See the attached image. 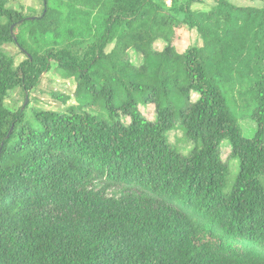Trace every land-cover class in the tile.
<instances>
[{"label": "trees", "instance_id": "16d2710c", "mask_svg": "<svg viewBox=\"0 0 264 264\" xmlns=\"http://www.w3.org/2000/svg\"><path fill=\"white\" fill-rule=\"evenodd\" d=\"M203 1L0 0V264H264V0ZM186 28L200 43L180 51ZM52 69L76 107L6 106Z\"/></svg>", "mask_w": 264, "mask_h": 264}, {"label": "rangeland", "instance_id": "374dc122", "mask_svg": "<svg viewBox=\"0 0 264 264\" xmlns=\"http://www.w3.org/2000/svg\"><path fill=\"white\" fill-rule=\"evenodd\" d=\"M167 2H177V5L184 4L186 0H166ZM238 6H262L263 2L258 0H229ZM215 2L213 0H204L201 3H195L192 5L193 10L207 11ZM8 5L15 9H25L29 13L40 14L43 11L42 0H8ZM31 9V10H30ZM200 43L197 32L189 29H183L179 32V39L177 41V47L180 51H185L191 46L198 45ZM158 49L163 48L161 42L156 43ZM2 51L11 55L15 59V63L19 64L25 60L26 55L14 44L8 43L2 46ZM131 58L134 62L140 61L139 56L134 52L131 53ZM76 83L72 79H64L57 74L53 69L45 73L40 82L29 93H26L21 88H16L10 91L9 96L6 99V106L12 111H19L21 108L25 109L24 120H28L32 123L35 122V114L37 110L43 111H66L69 107H76L78 101L75 97ZM54 93H59L61 97H56ZM141 111L149 118L155 117V111L153 106H141ZM242 131L244 135L252 136L256 129V123L249 117V113L246 111H238ZM129 121V118H125ZM170 141L177 146L183 153L187 154L191 148L192 143L185 138L183 131L180 129L174 130L170 133ZM222 156L224 161L229 165L231 173L234 175L238 171V160L231 156V148L228 143L222 145ZM232 180H229L226 184L225 190H229L232 187Z\"/></svg>", "mask_w": 264, "mask_h": 264}, {"label": "built area", "instance_id": "2783aa9c", "mask_svg": "<svg viewBox=\"0 0 264 264\" xmlns=\"http://www.w3.org/2000/svg\"><path fill=\"white\" fill-rule=\"evenodd\" d=\"M168 2H170V1H168Z\"/></svg>", "mask_w": 264, "mask_h": 264}]
</instances>
